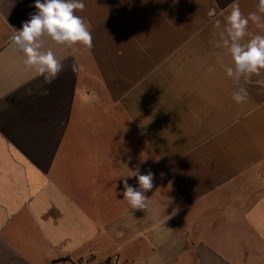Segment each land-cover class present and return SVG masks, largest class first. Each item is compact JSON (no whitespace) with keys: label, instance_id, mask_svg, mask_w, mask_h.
<instances>
[{"label":"crops","instance_id":"1","mask_svg":"<svg viewBox=\"0 0 264 264\" xmlns=\"http://www.w3.org/2000/svg\"><path fill=\"white\" fill-rule=\"evenodd\" d=\"M83 2L93 46L43 36L66 66L45 85L10 39L35 0H0V264H264V69L234 82L233 0Z\"/></svg>","mask_w":264,"mask_h":264},{"label":"clouds","instance_id":"2","mask_svg":"<svg viewBox=\"0 0 264 264\" xmlns=\"http://www.w3.org/2000/svg\"><path fill=\"white\" fill-rule=\"evenodd\" d=\"M36 11L29 14V19L22 22L21 28L15 29L11 36L12 44L23 53V64L31 69L35 78H42L45 85H51L59 74L65 70V64L58 59L54 51L42 50L44 45L41 41L43 36L50 38L57 45H68L69 47L81 45L85 50L93 46L91 29L85 19L77 15L85 8L83 0H35L32 5ZM230 13L226 16V32L229 39L223 41L231 53L232 60L236 66L234 80L239 85V76H244V81H250L253 75H260L264 69V0H257L256 11L245 16L240 9L237 0L229 6ZM252 23L259 31L249 32V23ZM217 20L215 27L219 26ZM249 36L246 44L240 41ZM73 51L79 48L73 47ZM70 69L76 73L78 66L75 62L69 65ZM227 75L234 76L232 68H226ZM26 95H49V89L41 86L37 92L32 88L25 89ZM247 90L238 86L232 93V99L237 104L247 100ZM138 182V187L128 184L127 179L123 183V197L128 202L131 209H147L149 198L146 193L154 187L155 174L148 170L141 174L139 168L132 171V175Z\"/></svg>","mask_w":264,"mask_h":264}]
</instances>
